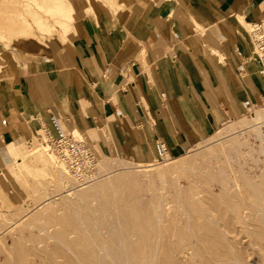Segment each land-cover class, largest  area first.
I'll list each match as a JSON object with an SVG mask.
<instances>
[{"label":"crops","instance_id":"crops-1","mask_svg":"<svg viewBox=\"0 0 264 264\" xmlns=\"http://www.w3.org/2000/svg\"><path fill=\"white\" fill-rule=\"evenodd\" d=\"M123 1L64 42L1 54L0 146L45 124L78 131L97 157L146 163L157 141L179 156L264 104L250 45L264 0Z\"/></svg>","mask_w":264,"mask_h":264},{"label":"rangeland","instance_id":"rangeland-1","mask_svg":"<svg viewBox=\"0 0 264 264\" xmlns=\"http://www.w3.org/2000/svg\"><path fill=\"white\" fill-rule=\"evenodd\" d=\"M52 1L55 7L63 0ZM68 1L75 24L90 4L107 14L126 7L123 0ZM20 5L0 1L1 34L9 19H18ZM21 26V36H0V65L1 54L19 51L26 40L64 42L75 32ZM44 127L0 146V264H84L101 257L95 241L110 247L119 236L129 246L123 264L127 256L128 264H264V104L179 156L146 163L96 156V178L85 184L63 176L51 147L44 152ZM35 147L44 158L30 153ZM160 211L159 236L154 219Z\"/></svg>","mask_w":264,"mask_h":264},{"label":"bare ground","instance_id":"bare-ground-1","mask_svg":"<svg viewBox=\"0 0 264 264\" xmlns=\"http://www.w3.org/2000/svg\"><path fill=\"white\" fill-rule=\"evenodd\" d=\"M1 1V0H0ZM54 1V0H53ZM52 1V2H53ZM57 1V0H56ZM59 1H61V0H59ZM102 3H104V4H109V5H113L114 4V1H112V0H104V2H103V0H100ZM55 2V1H54ZM89 2V1H88ZM8 3V2H7ZM18 3H20L21 5V7H20V12L18 13V19L17 20H13V19H9L6 23H5V25L7 26V33H0V36L1 37H3L2 39H3V41H6V40H8L7 38V36L8 35H10V36H12V37H17V36H21L24 32H23V28H22V26H21V24H27L28 26H29V28L31 29L32 27H30V26H36L38 29H40V31H41V29L43 30V29H45V28H47V30L49 29L48 27H49V25H53L54 26V32H55V34H61V33H64L66 30L65 29H72V30H74V31H76V27H77V24H75L74 22H72L71 23V21H70V18L72 19V14H73V9H72V7H71V5H70V3H69V1L68 0H63L62 2H61V4L59 5V4H57V6H55V7H53V4H52V6H51V0H18ZM9 4V3H8ZM90 4V3H89ZM55 5V4H54ZM98 7L95 5L94 7L90 4V5H88L87 6V15H90L91 14V12L93 13V11H94V13H97V9ZM24 10H26V11H24ZM99 12V11H98ZM16 15V14H15ZM14 15V16H15ZM55 16H58L57 17V19L55 18ZM81 18V17H80ZM50 19H52L51 21H50ZM65 22L67 23V24H65ZM0 24H2L1 22H0ZM4 24V23H3ZM242 25V24H241ZM5 26V27H6ZM256 25L254 26L253 25V29H251L252 30V32H251V35H252V40L254 39V34H256ZM26 29V28H25ZM33 30H34V32H36V28L34 29V28H32ZM31 29V30H32ZM37 29V30H38ZM32 30V31H33ZM46 30V29H45ZM25 31V30H24ZM27 31H30L29 29L27 30ZM39 32V31H38ZM42 32V31H41ZM26 33V32H25ZM37 33V32H36ZM14 39V38H13ZM12 39V40H13ZM1 44V43H0ZM8 44V43H7ZM252 44H253V41H252ZM8 46V45H7ZM13 51H15V48H14V50ZM42 146V148H43V150H44V152H45V150H46V145H41ZM40 148V147H39ZM38 147H35V148H33L31 151H30V153L31 154H34V157H36L37 159H41V158H44V154H42V152H40ZM48 149V148H47ZM49 150V149H48ZM47 151V150H46ZM51 152V151H50ZM52 153V152H51ZM51 153H49V154H47V158L48 159H50V160H54V156L51 154ZM29 155V154H28ZM24 160V159H23ZM49 160V161H50ZM58 161V160H57ZM58 163H59V168L61 169V172L63 173V176H64V174L66 175V174H68L69 172H68V170H67V168H66V166H65V164L64 163H62L61 161H58ZM181 166V165H180ZM171 171V170H170ZM160 173V172H159ZM95 188V187H94ZM93 188V189H94ZM97 188H95V190H96ZM98 190V189H97ZM178 198V197H177ZM162 201H160V203H161ZM178 203V202H177ZM158 204V203H157ZM156 205V204H155ZM166 207V206H165ZM163 208V207H162ZM162 208H160V210L162 209ZM156 210V209H155ZM157 210H158V208H157ZM165 211V210H164ZM164 211H162V212H164ZM155 212V211H154ZM157 212V211H156ZM161 212V211H160ZM159 213L160 215L158 216H156L155 215V219H154V221H155V225H156V227L158 228L157 229V231H158V233H159V236L161 235V230H160V227H161V224H160V220H161V218H162V214L163 213ZM81 214V213H80ZM79 214V215H80ZM186 214V213H185ZM137 217V216H136ZM139 217V216H138ZM80 220V219H79ZM96 220V219H95ZM81 221V220H80ZM82 223V222H81ZM91 224V223H90ZM111 224H114V223H110V225ZM165 225V224H164ZM104 226H102V228H103ZM163 227H167L166 225L165 226H163ZM101 228V227H100ZM101 228V229H102ZM105 228H107V227H105ZM112 228V227H111ZM114 228L115 227H113V230H114ZM162 230H164L163 228H161ZM70 230V229H69ZM112 230V229H111ZM112 230V231H113ZM71 231V230H70ZM86 231V230H85ZM109 230H107V232H108ZM156 231V232H157ZM165 231V230H164ZM91 232V231H90ZM99 233V232H98ZM165 234V233H164ZM169 233H167V235H168ZM158 236V237H159ZM103 238H104V236H103ZM99 239V238H98ZM111 239H113V238H111ZM110 239V240H111ZM119 239L120 240H118V242L120 241V244H117L118 242L117 241H115V242H117V243H115V242H112L113 244H111V246L110 247H108V246H104V245H100L98 242H96L95 241V243H94V250L96 251V253H97V255L99 254L98 252H100L101 251V257L103 256L102 255V252L106 255V259L107 260H105L103 257L100 259V258H94V257H92V258H90L89 260H87L86 261V263H84V264H109L108 262H110L111 264H123L122 263V259L124 260V258H122L123 256H125V255H127L128 253V249H129V246L128 247H124V246H122L121 245V238H120V236H119ZM108 240H109V238H108ZM108 240H105L104 242L107 244V242H108ZM107 241V242H106ZM101 243H103V242H101ZM104 244V243H103ZM108 245V244H107ZM121 246H122V249H121ZM157 249V248H156ZM69 250V249H68ZM95 253V254H96ZM172 253V252H171ZM130 254L132 255L133 253H131L130 252ZM168 255V254H167ZM225 255V254H224ZM173 256V255H172ZM98 257V256H97ZM166 257V256H165ZM170 257H171V255H170ZM129 257L127 256V258L126 259H128ZM173 258H174V256H173ZM173 258H172V260H173ZM99 259V260H98ZM126 259H125V261H124V263L125 264H128V263H126ZM167 260V259H166ZM172 260H170V261H172ZM75 261V260H74ZM169 261V260H168ZM237 261V260H236ZM78 262V261H77ZM168 263H170V262H168ZM167 263V264H168ZM172 263V262H171ZM170 263V264H171Z\"/></svg>","mask_w":264,"mask_h":264},{"label":"built area","instance_id":"built-area-1","mask_svg":"<svg viewBox=\"0 0 264 264\" xmlns=\"http://www.w3.org/2000/svg\"><path fill=\"white\" fill-rule=\"evenodd\" d=\"M256 34H254V58L264 74V26L262 22H256ZM45 145L55 153L58 161L65 164L68 172L79 184H85L96 178L97 158L90 150L83 138L75 136L72 132L65 133L57 129V135L53 136L48 128H43ZM155 161L167 157V150L162 141L155 144ZM169 156V155H168Z\"/></svg>","mask_w":264,"mask_h":264}]
</instances>
